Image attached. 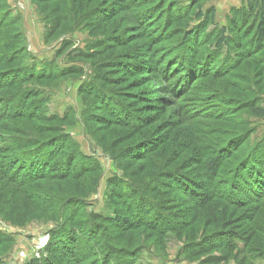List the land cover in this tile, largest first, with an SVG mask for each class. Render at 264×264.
<instances>
[{"label": "rangeland", "instance_id": "rangeland-1", "mask_svg": "<svg viewBox=\"0 0 264 264\" xmlns=\"http://www.w3.org/2000/svg\"><path fill=\"white\" fill-rule=\"evenodd\" d=\"M231 2L0 0V264H264V39Z\"/></svg>", "mask_w": 264, "mask_h": 264}, {"label": "trees", "instance_id": "trees-1", "mask_svg": "<svg viewBox=\"0 0 264 264\" xmlns=\"http://www.w3.org/2000/svg\"><path fill=\"white\" fill-rule=\"evenodd\" d=\"M232 16L229 17L228 24L231 28L235 27L238 21H242L244 19V15L248 13L250 16L252 13L254 14L255 22H256V30L255 33L258 37V40L264 39V0H244L243 5L239 8H232ZM210 15L212 16L213 10L209 11ZM198 17H201V13L198 12ZM234 16H237L236 18ZM219 43L217 47H223L225 50L228 51L227 42L229 40L228 34H226V30L221 29L219 30ZM256 115L264 117V112L260 110V108L253 109ZM212 169L215 166L214 162L212 161ZM36 170V169H34ZM28 183H31L29 181ZM28 264H38L36 260L30 261Z\"/></svg>", "mask_w": 264, "mask_h": 264}, {"label": "crops", "instance_id": "crops-1", "mask_svg": "<svg viewBox=\"0 0 264 264\" xmlns=\"http://www.w3.org/2000/svg\"><path fill=\"white\" fill-rule=\"evenodd\" d=\"M242 1L243 0H232V2L229 4V6H222L221 8H217V6H215V11H216V14L218 13V12H220V13H224V15H226L227 14V12L229 11V10H231L232 8H239L240 7V5L242 4Z\"/></svg>", "mask_w": 264, "mask_h": 264}]
</instances>
